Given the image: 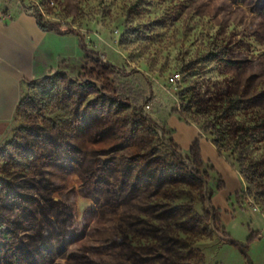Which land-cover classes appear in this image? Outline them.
Masks as SVG:
<instances>
[{"label": "rangeland", "instance_id": "rangeland-1", "mask_svg": "<svg viewBox=\"0 0 264 264\" xmlns=\"http://www.w3.org/2000/svg\"><path fill=\"white\" fill-rule=\"evenodd\" d=\"M3 2L56 24L63 58L23 83L0 136V264H247L211 209L239 243L260 233L246 253L264 264V195L246 194L228 150L238 129L255 133L250 160L264 175V0ZM96 58L129 106L80 84ZM202 111H218L241 189L221 175L217 192L212 167L195 172L171 138L169 116L200 129Z\"/></svg>", "mask_w": 264, "mask_h": 264}, {"label": "crops", "instance_id": "crops-1", "mask_svg": "<svg viewBox=\"0 0 264 264\" xmlns=\"http://www.w3.org/2000/svg\"><path fill=\"white\" fill-rule=\"evenodd\" d=\"M57 30H41L30 10H16L0 0V136L10 129L21 100L23 83L46 73L63 58V46H58ZM171 138L184 152L199 140L201 152L209 151L203 163L213 167L220 175H228L242 188L239 174L219 157L216 147L195 125H187L176 117L165 122ZM178 133L183 141L177 140ZM236 190L234 193L240 191Z\"/></svg>", "mask_w": 264, "mask_h": 264}, {"label": "trees", "instance_id": "trees-1", "mask_svg": "<svg viewBox=\"0 0 264 264\" xmlns=\"http://www.w3.org/2000/svg\"><path fill=\"white\" fill-rule=\"evenodd\" d=\"M33 15L35 16L37 25L41 30L58 31V26L50 22H45L43 16L39 12L33 11ZM91 64L93 65L92 68H83V71L79 76L80 84L88 86L101 84L105 98H107L113 104L129 106L130 103L133 102L130 97L127 96V94L130 92H128L125 87H121L119 85L120 81L116 78L112 68L103 63L101 59L97 58L91 60ZM139 109L140 115L142 116V107ZM198 114L203 115V121H197V125L200 126V131L206 136L208 141L216 147L219 157H223V146L221 144L223 141V135L218 130H216L217 127H220V115L218 114V111H202L198 112ZM257 142H260V140L255 136V133L248 129H238L234 136H232V140H229L230 145L228 150H230L229 158H231L233 161L236 159L235 162L239 166V174L248 185L246 194H252L254 192L255 195L258 194L259 196H262L264 195V193H262V190L264 189V183H261L260 186H257V182L263 181L264 175L259 174L260 170L254 169L249 153V146ZM189 154L192 158L195 172L198 173L203 166L202 152L198 139L195 140V142L190 147ZM210 170L216 172L213 167L210 168ZM216 174L220 178L216 190L217 192H221L226 189V186L221 179V175L217 172ZM258 191L261 192L258 193ZM205 217L208 219V221H211L214 224V227L219 231L221 240L231 247L236 248L240 255L246 260V263L251 264L246 250L248 245H251L261 238L260 233L251 232L246 244H242L233 240L230 235L225 232L224 228L221 227V216L214 209H211L209 213H206Z\"/></svg>", "mask_w": 264, "mask_h": 264}, {"label": "built area", "instance_id": "built-area-1", "mask_svg": "<svg viewBox=\"0 0 264 264\" xmlns=\"http://www.w3.org/2000/svg\"><path fill=\"white\" fill-rule=\"evenodd\" d=\"M170 81H171V84L174 87V89H176V84L178 82V76L171 78ZM146 109H149V106H146Z\"/></svg>", "mask_w": 264, "mask_h": 264}]
</instances>
